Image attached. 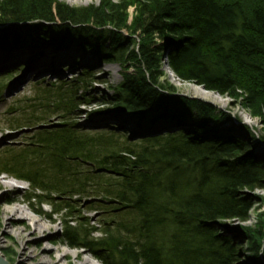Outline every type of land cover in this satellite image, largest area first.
I'll use <instances>...</instances> for the list:
<instances>
[{"label": "trees", "instance_id": "obj_1", "mask_svg": "<svg viewBox=\"0 0 264 264\" xmlns=\"http://www.w3.org/2000/svg\"><path fill=\"white\" fill-rule=\"evenodd\" d=\"M0 26L2 47L45 45L58 52L76 46L119 63L114 114L128 112L146 128L156 120L160 129L173 125L134 141L112 130L90 133L71 115L91 98V66H82L75 80L51 83L54 94L46 85L43 99L53 95L55 102L42 107L55 106L61 122L0 156V175L29 181L35 191L29 198L50 205L52 215L76 216L77 195L112 213L100 228L80 216L63 220L69 246L89 248L103 264H240L246 253L253 260L264 255V217L234 237L218 225L246 221L249 192L264 188V152L249 153L258 146L253 131L222 128L228 115L181 95L164 70L167 65L180 80L230 97L264 124V0H101L79 7L0 0ZM23 70L0 75V98ZM24 113L9 129L48 122L47 111Z\"/></svg>", "mask_w": 264, "mask_h": 264}, {"label": "rangeland", "instance_id": "obj_2", "mask_svg": "<svg viewBox=\"0 0 264 264\" xmlns=\"http://www.w3.org/2000/svg\"><path fill=\"white\" fill-rule=\"evenodd\" d=\"M60 1L79 7L99 4L101 0ZM0 30H2L1 26ZM127 33V31H124L125 35H128ZM13 34V32L7 34L10 40H13ZM14 52L23 53L25 60L20 62L13 60L14 62L0 66V75L4 73L10 74L18 69L22 70L24 68V70L15 73L16 79L9 81L7 88L1 94L0 156L4 154L10 155L14 152L12 149H19L32 142V135L36 131L44 128H53L61 122L58 116L62 112L54 114L53 112L56 111L55 106L42 107V104H54L55 102L53 95L50 96V100L43 99L45 97L43 92L48 89L46 87L48 85L50 89H53L52 94H54V88L56 87L50 86L51 83L58 84L59 81L66 79L75 80L82 66H84L81 65L82 60L76 63L77 58L83 56V52L78 51L75 46L58 52L51 50L45 45L34 47L33 49L24 46H0V54L4 57L14 56ZM70 52L74 54V57L66 61H60L61 63L59 64L61 54ZM39 53L40 55L34 60L35 55ZM83 59L90 60L91 70L89 77L92 83L89 87V95L91 97L89 102L72 111V122H76L80 129L90 133H110L111 130L116 134L126 133V137L133 139L132 141H134V138L139 140V138L144 136L162 134L164 131L168 132L171 130L170 128L173 125L167 126L168 129L158 128L156 124H160V120H156L158 122L154 123V127L146 128V126L140 125L136 116L130 115L128 112H122L116 116L115 107L111 99H113L116 89L122 81L123 67L119 63L107 60L102 61L90 51L84 55ZM34 70H40L41 73L38 74ZM164 70L168 75L167 79L178 89L181 95L213 104L216 107V113L228 115L222 128L231 124L249 127L255 135L256 144H258L249 153L254 155L260 153L263 155L264 144L262 143V137L264 136V124L259 118L252 117L240 104L235 103L230 97L216 92V95L210 94L206 96L199 92L197 84L190 81L179 80L180 84H176L170 78L165 65ZM89 95L87 96L89 97ZM46 111L47 113L44 117L47 118L46 121L48 120V122H39L34 127H24L18 130L9 129V121L17 117L21 112H25L23 114L25 117H31ZM245 114H249L254 123L245 120ZM35 122L38 123V121ZM188 124L189 122H187L186 126H189ZM211 124H214V122ZM242 131L243 134H247L245 129ZM260 149H263V152ZM0 177H3V181H1L3 184L5 183L4 180H11L12 182L11 185L4 184L0 188V254L4 255L11 264H82L84 256L97 264H103L89 248L69 246L62 237L64 228L62 221L75 219L77 218L76 216H80L87 220L91 226L100 228L101 222L111 219L112 213L107 212L106 209H100L92 201V197L77 195L73 197V200H78L75 203L76 216L63 218L61 215H52V207L50 205L44 204L40 206L34 198H29V194L35 193L29 181L16 179L6 173L1 174ZM249 195L253 201L249 218L246 221L235 219L220 221L218 225L221 232L234 237L241 226L255 225L259 218L264 217V188L249 192ZM16 206H21L26 211L27 217L21 216V214H17L15 217H12V213L3 214L5 209H12ZM38 221L40 224H46L49 228L46 230L45 227H39L36 231L35 223ZM11 222L15 225L14 228L11 227ZM229 226L236 228V230H232ZM101 235L100 232H96L94 237L100 238ZM245 247L246 245L243 242V248L245 249ZM46 248L50 250L57 249L58 251L56 254H44L43 251ZM5 252L10 253L8 258L4 254ZM65 252L69 254H67V258L64 261H61ZM78 254L80 256L77 258ZM240 264H264V255L257 260H253L246 253L240 260Z\"/></svg>", "mask_w": 264, "mask_h": 264}, {"label": "bare ground", "instance_id": "obj_3", "mask_svg": "<svg viewBox=\"0 0 264 264\" xmlns=\"http://www.w3.org/2000/svg\"><path fill=\"white\" fill-rule=\"evenodd\" d=\"M75 48H76V46H75ZM90 51V50H89ZM90 52H92V51H90ZM14 54V56H10V57H4V56H2L1 54H0V66H4V65H7V64H9V62H14L13 60H15V61H18V62H20V61H24L25 60V57H24V54L23 53H13ZM77 54V53H76ZM83 54V53H82ZM94 54V53H93ZM86 55V54H85ZM95 55V54H94ZM96 56V55H95ZM74 57V54L72 53V52H70V53H62L61 54V56H60V59H59V64L61 63L60 61H66L67 59H69V58H73ZM76 57H78V55H76ZM83 57H84V54H83V56H80V58H81V60H82V62H81V64L82 65H84V66H91L90 64H89V62H90V60H88V59H86V60H84L83 59ZM79 58V57H78ZM29 65V64H28ZM41 66V65H40ZM166 66V70L168 71V73H169V76H170V78L176 83V84H180V79L179 78H177L176 76H175V74L169 69V67L167 66V65H165ZM28 68H29V66H28ZM197 88H198V90H199V92H201L202 94H204V95H206V96H208V95H216V93L215 92H213V91H210V90H206L204 87H202V86H197ZM218 96V95H217ZM245 117V120H247V121H249V122H251V123H254V121L252 120V117L249 115V114H245L244 115ZM121 118V117H120ZM125 121V120H124ZM261 150H263V149H260V151ZM259 151V152H260ZM1 179H0V188L2 187V186H4V184H6V185H11V180H4V184L1 182V181H3L2 180V178L3 177H0ZM6 178V177H5ZM10 213H12V217H15L17 214H21V216H25V217H27L26 215H27V213H26V211L21 207V206H16L15 208H12V209H5L4 210V213L3 214H10ZM11 224V227H13L14 228V226L15 225H13V222H11L10 223ZM39 227H41V228H43V227H45L46 228V230L49 228V226H47L46 224H40L39 223V221L38 222H36L35 223V229H36V231H37V229L39 228ZM58 250L57 249H54V250H50V249H48V248H46V249H44V251H43V253L44 254H49V255H51V254H56V252H57ZM67 254H69L68 252H65L63 255H62V258H61V261H64L66 258H67ZM80 255L78 254L77 255V258L79 257ZM43 258V257H42ZM82 264H97V263H95L94 261H92L90 258H88V257H85L84 256V259L82 260Z\"/></svg>", "mask_w": 264, "mask_h": 264}, {"label": "water", "instance_id": "obj_4", "mask_svg": "<svg viewBox=\"0 0 264 264\" xmlns=\"http://www.w3.org/2000/svg\"><path fill=\"white\" fill-rule=\"evenodd\" d=\"M0 264H11L4 255L0 254Z\"/></svg>", "mask_w": 264, "mask_h": 264}]
</instances>
